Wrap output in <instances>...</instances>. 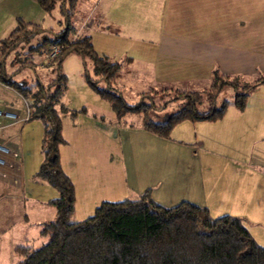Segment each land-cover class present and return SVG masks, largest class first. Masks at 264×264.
<instances>
[{
    "label": "crops",
    "instance_id": "crops-1",
    "mask_svg": "<svg viewBox=\"0 0 264 264\" xmlns=\"http://www.w3.org/2000/svg\"><path fill=\"white\" fill-rule=\"evenodd\" d=\"M11 1L0 0L9 5L0 21L22 15L20 0ZM77 10L80 21L93 17L78 33L89 34L98 51L122 61L124 83L197 85L208 79L214 66L248 78L264 73V0H79ZM63 63L68 77L63 104L78 108L65 59ZM78 86L95 107L113 110L90 87ZM92 111L87 107L66 118L67 126L62 122L67 141L58 147L61 165L74 183L76 218L90 214L102 199L136 197L149 187L152 198L165 205L188 199L205 205L212 215L243 217L264 245L250 228V223L264 228V146L247 148L223 140L230 137L228 131L233 137L243 128L255 135L252 141L264 138L262 125L256 124L263 108L228 110V115L225 110L213 120L182 119L169 137L137 121L131 125L128 118L115 120L114 127ZM222 146L233 153L225 154ZM20 161L18 156L8 179L0 177L5 184L0 190L26 185Z\"/></svg>",
    "mask_w": 264,
    "mask_h": 264
},
{
    "label": "trees",
    "instance_id": "trees-1",
    "mask_svg": "<svg viewBox=\"0 0 264 264\" xmlns=\"http://www.w3.org/2000/svg\"><path fill=\"white\" fill-rule=\"evenodd\" d=\"M34 1L49 11L59 0ZM78 1L65 0L67 22L59 30L16 16L14 26L0 37V80L8 86L0 85L31 98L29 118L37 116L43 122L42 158L34 175L57 190V195L47 199L54 207V214L41 221L38 231L47 239L36 246L15 244L19 258L13 264H264V245L253 237L243 217L227 212L212 215L205 205L188 199L165 205L152 198L149 187L136 197L102 199L90 214L82 218L74 216V183L61 165L58 150L59 144L67 141L62 133L61 113L68 111L75 118L87 107L63 104L68 77L62 64L68 54L80 56L84 80L111 105L116 121H126L125 115L134 113L138 118L127 120L129 124L137 121L143 128L166 137L182 119L220 118L229 102L244 108L249 93L264 83V73L248 78L214 66L202 86L154 82L135 89L137 98L129 100L123 91L133 87L120 79L122 61L98 51L89 34L78 33V29L90 25L86 23L90 16L78 25L69 21ZM42 30H50L53 35L45 34L43 41L30 47L43 54L55 43L59 51L44 55L54 75L46 82L37 79L36 87L32 88L25 81L11 78L6 57L15 49L12 61L33 65L32 58L20 55L17 46ZM225 86L232 87L233 96L218 101V93ZM171 102L174 108L159 117V111Z\"/></svg>",
    "mask_w": 264,
    "mask_h": 264
},
{
    "label": "rangeland",
    "instance_id": "rangeland-1",
    "mask_svg": "<svg viewBox=\"0 0 264 264\" xmlns=\"http://www.w3.org/2000/svg\"><path fill=\"white\" fill-rule=\"evenodd\" d=\"M19 3L18 9L22 10L20 11L22 15L18 16H21L24 18V20H32L33 22L41 24L42 27L51 25L54 30H59L67 22V17L64 12L66 7L65 0L57 1L54 7L49 11L43 10L34 0H20ZM3 5H5V7ZM2 7L5 8L3 11H1L3 9ZM8 9L9 5L0 4V14H5ZM80 18L81 14L79 10H76V12L71 15L69 21H72L77 25L80 21ZM15 20L16 17L14 16H12L9 20L8 17H5L3 20L1 19L0 34L5 32L7 34L8 31L14 26ZM85 20L86 19L84 18V21ZM88 20L89 21H86V23L92 24L93 17H89ZM45 34L52 36L53 32L50 30L35 32L28 40L23 41L21 45L17 46L20 55H28L32 58L33 65L23 64L20 60L12 61L11 59L14 57L15 49H13L6 57V69L10 73L12 79L25 81V83L30 87L35 88L37 79L46 82L54 75L52 65L46 64L47 59L45 56L39 52L38 49L30 47L31 45L43 41ZM65 63L68 71L70 72L71 89L75 91V95L78 94L77 97H73L76 98V100H73L74 104L77 106L82 104L85 105L88 107V109H92L94 112H96L98 116L100 115L99 118L103 117L107 124L111 123V125L114 126V110L109 112L104 111L99 107H95V105L88 99L86 94H84V91L78 86L80 83L85 89H90L83 76H81L82 64L80 56H78L76 53H70L65 58ZM62 65H64V63ZM129 82L132 84V90H127L126 92L123 91L124 96L129 100H135L137 98L136 94H134L135 89L142 88L141 86H144L145 84H151H142L141 81L139 83L137 80H130ZM205 83L206 81L192 86H202ZM232 96V87L225 86L218 93V101H220L223 97L231 99ZM142 98L146 99V96H143ZM0 106L17 108L21 110L24 108L22 98L17 95L14 90L6 89L1 85ZM173 108L174 104L171 102L165 108L159 111L158 116H166ZM262 108L264 109V83L258 84L249 93L244 106V109L249 111L254 109L259 110ZM237 109L239 108L236 107L233 102H229L226 110L233 112ZM230 111L227 112V115L230 113ZM249 111H247L246 114H248ZM61 114L63 115L62 122L65 124V126H67L68 123L66 122V118L69 119L68 117L70 116V113L62 112ZM125 118L135 120L138 118V116L134 113H128L125 115ZM256 124H261L264 130V115L258 117V122ZM42 132L43 122L41 118L37 116H31L28 119L15 122L0 132V141H4L7 145L16 148L20 153L19 158L21 160L20 165L22 166L23 171L22 176L24 183H26V185L28 184V187H26V185L22 187L10 186V188L5 189V191L0 190V264H13L19 258L18 253L14 250L15 244L31 243L32 245L36 246L47 239V236L39 234L38 223L40 218L45 219L53 216L54 207L52 204L47 202V199L57 195V190L46 180L37 178L34 175V172L42 158L40 151ZM228 133L230 137L223 139L227 143H231L233 140L239 146L245 145L247 148L248 146L249 148H252L253 144H257V147L264 146V138H256L254 141H252L255 135L249 131V128L236 130L233 137L231 131H228ZM222 150L225 154L233 153L231 149L225 146H222ZM2 184L5 186L4 182L0 180L1 189L3 188ZM8 190L15 192V195L6 194L9 192ZM250 226L251 230H253L255 234H258V238L264 240V228L259 225L252 226V223H250Z\"/></svg>",
    "mask_w": 264,
    "mask_h": 264
},
{
    "label": "built area",
    "instance_id": "built-area-1",
    "mask_svg": "<svg viewBox=\"0 0 264 264\" xmlns=\"http://www.w3.org/2000/svg\"><path fill=\"white\" fill-rule=\"evenodd\" d=\"M59 51V45L52 44L50 49L43 51V55L50 56ZM0 84H4L0 80ZM22 98L23 110L17 108L3 107L0 106V132L7 126L29 118V102L31 98L23 97L18 93ZM19 152L7 145L4 141H0V177L8 179L12 174V170L15 167Z\"/></svg>",
    "mask_w": 264,
    "mask_h": 264
},
{
    "label": "water",
    "instance_id": "water-1",
    "mask_svg": "<svg viewBox=\"0 0 264 264\" xmlns=\"http://www.w3.org/2000/svg\"><path fill=\"white\" fill-rule=\"evenodd\" d=\"M21 82H23V81H21Z\"/></svg>",
    "mask_w": 264,
    "mask_h": 264
}]
</instances>
